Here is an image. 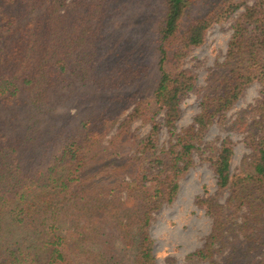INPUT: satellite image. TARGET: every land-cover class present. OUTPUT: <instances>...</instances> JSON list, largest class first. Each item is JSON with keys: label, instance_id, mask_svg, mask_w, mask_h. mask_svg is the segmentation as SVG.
<instances>
[{"label": "trees", "instance_id": "trees-1", "mask_svg": "<svg viewBox=\"0 0 264 264\" xmlns=\"http://www.w3.org/2000/svg\"><path fill=\"white\" fill-rule=\"evenodd\" d=\"M160 1L150 39L131 42L111 28L125 0H0V264L113 261L116 242L133 264H157L154 214L174 203L207 131L254 83L261 97L235 120L250 154L233 173V142L212 149L217 191L198 201L212 231L188 258L247 264L253 252L264 264V0ZM230 20L199 114L159 149L161 127L173 132L183 98L200 92L186 59ZM153 71V93L140 97ZM95 98L92 109L67 111ZM137 120L151 123L144 138L131 132Z\"/></svg>", "mask_w": 264, "mask_h": 264}, {"label": "rangeland", "instance_id": "rangeland-1", "mask_svg": "<svg viewBox=\"0 0 264 264\" xmlns=\"http://www.w3.org/2000/svg\"><path fill=\"white\" fill-rule=\"evenodd\" d=\"M133 1V0H132ZM125 0V6L119 16L113 19L111 25L112 32L116 37L129 39L131 42L149 40L148 33L156 20L161 17L160 0ZM233 20L219 26H214L207 34V42L200 48L192 51L186 59L185 67L196 74L197 88L199 93L191 92L187 94L181 102V117L173 132L161 127L158 138V148L163 149L176 142L174 135L180 134L183 129L193 123L194 118L199 114L201 108V96L207 93L213 85L218 73L219 65L223 63L228 42L232 35ZM158 74L153 71L151 82L148 85H141L137 93L140 97L150 96L153 93L157 82ZM261 85L254 83L250 85L244 95L236 103L235 107L227 113V121L220 124L216 121L205 134L203 143L198 151H194V166L179 181V191L176 200L171 205H164L159 212L153 216L149 228L150 235L154 239L155 256L157 264H212L202 262L197 259H189V255L201 249L207 242L212 231L213 221L206 214V211L198 205L200 199H209L215 196L217 191V179L210 162L212 149L218 148L221 142L229 139L233 142L234 156L232 160V171L236 173L240 170L242 160L250 154L249 148L245 145L246 133L235 127V120L241 113L247 111L260 96ZM93 95V94H91ZM94 96H98L94 95ZM101 103L98 98L75 100L67 111L74 115L77 108L81 106L83 111L92 109ZM119 117V122L124 120L127 114ZM247 123L252 119L245 116ZM163 114L157 117L161 122ZM111 132L108 139L116 132L119 125ZM151 131V123H144L137 120L133 123L131 132L133 135L144 138ZM136 147L126 150L128 156H135ZM227 197H222L224 201ZM116 253L113 254V261H95L96 264H133V252L125 251L119 242L115 244ZM246 260L247 264H260V257L256 255L257 261L252 260L254 255L251 252ZM243 262V261H242ZM80 264H94V261H82ZM213 264H226L223 258L218 257Z\"/></svg>", "mask_w": 264, "mask_h": 264}]
</instances>
